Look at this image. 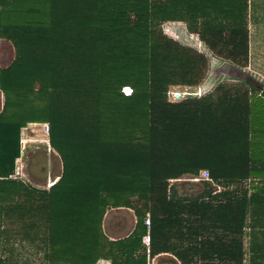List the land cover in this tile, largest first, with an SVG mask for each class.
<instances>
[{"label": "trees", "instance_id": "16d2710c", "mask_svg": "<svg viewBox=\"0 0 264 264\" xmlns=\"http://www.w3.org/2000/svg\"><path fill=\"white\" fill-rule=\"evenodd\" d=\"M171 22L247 68L248 0H0V42L14 48L0 67L4 264H264V88L189 94L210 59L169 36ZM31 124L50 125L63 165L46 191L16 177ZM185 176L205 194L182 196ZM117 209L136 224L112 240L104 220Z\"/></svg>", "mask_w": 264, "mask_h": 264}, {"label": "rangeland", "instance_id": "374dc122", "mask_svg": "<svg viewBox=\"0 0 264 264\" xmlns=\"http://www.w3.org/2000/svg\"><path fill=\"white\" fill-rule=\"evenodd\" d=\"M182 28L183 30L185 29L183 23L180 22L165 23L163 25L164 31L169 36L183 44L189 45L190 42L187 39L189 34H183ZM195 42L200 43L199 39H197ZM198 49L200 48L198 47ZM204 52L206 51L204 50ZM13 60V46L7 41L0 42V67H8ZM216 66V64H212L211 71L209 70L211 78L209 79V81H207L205 87L208 86V88H211V85H213V87L215 88L220 83L237 82L229 81L228 79L232 78V76H230L229 74H224L226 73V70L223 69L222 66L218 65L217 68ZM246 81L255 85L257 88H260L261 86L260 84L256 83V81H253L250 78H247ZM198 89H195L189 94L194 95L193 93H195L194 96L202 97L203 93L200 89ZM199 91H201V93L199 94L200 96L197 95ZM130 92V90H125V93L127 94H129ZM172 92L182 93V91H180L178 88H175ZM3 105L4 96L0 91V112L3 108ZM49 144L50 143L47 135L45 134L43 125H29L26 129L22 130L21 158L17 161L16 177L22 179L27 185L38 191H46L49 183L52 184L53 182L55 183L57 180H59V176L62 174L63 170L60 156L50 147ZM192 182L193 181L184 179L181 180V182H174L173 184L175 187H177L182 196L186 197L192 195H202L203 193H201V191L205 189V182ZM104 221L106 229L108 231H112L114 235L112 238H121L127 235L128 232L132 230V226L134 224V214L130 210L124 211L118 209L116 211H112V213L107 215ZM158 263L172 264V261L169 258H161ZM0 264L4 263L0 261Z\"/></svg>", "mask_w": 264, "mask_h": 264}, {"label": "crops", "instance_id": "0c3cea01", "mask_svg": "<svg viewBox=\"0 0 264 264\" xmlns=\"http://www.w3.org/2000/svg\"><path fill=\"white\" fill-rule=\"evenodd\" d=\"M248 28H249L250 55H249V64L247 68L245 69H238V67L234 66L230 61L217 58L201 42L196 43L195 41L197 40V37H194L193 35H190V34L188 35L186 33V30L185 29L183 30V28H182V33L185 35H188L187 39L190 42L189 45L194 46L196 48L199 47L200 48L199 50H201L202 52H204V50L206 51L204 53H206L210 59V71L212 68V64H216L217 65L216 68L219 65V66H222L223 69L226 70V73L224 74L228 75V74L236 73V77H232L231 80H235L237 82H241V81L246 82L247 78H250L253 81H256V83L260 84L261 85L260 88H264V0H248ZM210 71L208 73V76L204 84L207 81H209V79L211 78ZM31 125L32 126H36V125L42 126V124H31ZM185 178H189V177L185 176L183 180ZM179 181L181 180H178V182ZM188 181H191V180L188 179ZM50 187L48 186V188ZM210 190L214 192V190H218V188L215 187ZM206 191L207 189L205 187V189L201 191V193L205 194ZM119 210L127 211V209H119ZM113 211H116V210H113ZM110 213H112V211H110L107 215H109ZM135 224H136V219L134 217V224L132 226V230L129 231L127 235L121 238L120 237H116L115 239L112 238L114 235L112 231H108L106 229L105 221H104V230L110 239L120 240V239L128 237L131 234V232L133 231L135 227ZM248 232H249V229H248ZM244 243H245L246 250L249 252V235L246 236ZM161 258H169L172 261V264H181L173 255H170V254H162L156 257L152 261V264H160L158 262ZM98 264H110V263L106 261H101Z\"/></svg>", "mask_w": 264, "mask_h": 264}, {"label": "built area", "instance_id": "2783aa9c", "mask_svg": "<svg viewBox=\"0 0 264 264\" xmlns=\"http://www.w3.org/2000/svg\"><path fill=\"white\" fill-rule=\"evenodd\" d=\"M172 25V24H171ZM185 28V27H184ZM171 30H172V28H171ZM186 30V29H185ZM186 33H188L187 32V30H186ZM207 84V82L205 83V84H203V85H201L200 87H198L201 91H202V93H203V95L202 96H204L205 94H207V93H210V92H212V90H213V88L212 89H210V90H208V86L207 87H205V85ZM209 85V84H208ZM198 89V90H199ZM201 91H199V93H197V95H199L200 93H201ZM182 94L183 93H180V92H171L170 93V95H171V97H173V98H179L180 96H182ZM194 95H195V93H193ZM183 95H186V93H184ZM200 96V95H199ZM43 127H44V131H45V134L48 136L49 135V133H50V125L49 124H44L43 125ZM200 179H204V180H209V173L208 172H203L202 174H201V178H199V179H194L195 181H198V180H200ZM146 224H147V226L149 227L150 226V218L148 217L147 218V220H146ZM144 242H145V244L147 245V246H149V244H150V237L149 236H147L145 239H144Z\"/></svg>", "mask_w": 264, "mask_h": 264}, {"label": "water", "instance_id": "95a60500", "mask_svg": "<svg viewBox=\"0 0 264 264\" xmlns=\"http://www.w3.org/2000/svg\"><path fill=\"white\" fill-rule=\"evenodd\" d=\"M52 185H54V182L52 184L49 183V187L52 186Z\"/></svg>", "mask_w": 264, "mask_h": 264}]
</instances>
